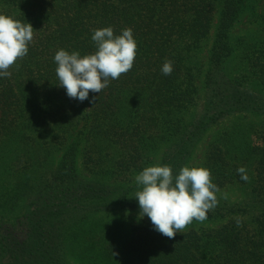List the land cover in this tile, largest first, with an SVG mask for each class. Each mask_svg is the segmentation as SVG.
Here are the masks:
<instances>
[{
	"label": "trees",
	"instance_id": "trees-1",
	"mask_svg": "<svg viewBox=\"0 0 264 264\" xmlns=\"http://www.w3.org/2000/svg\"><path fill=\"white\" fill-rule=\"evenodd\" d=\"M0 14L34 29L0 77V264H264V0H0ZM104 27L130 28L137 52L93 106L58 86L53 57L94 53ZM155 165L207 168L219 189L173 239L138 216L135 176Z\"/></svg>",
	"mask_w": 264,
	"mask_h": 264
},
{
	"label": "clouds",
	"instance_id": "clouds-1",
	"mask_svg": "<svg viewBox=\"0 0 264 264\" xmlns=\"http://www.w3.org/2000/svg\"><path fill=\"white\" fill-rule=\"evenodd\" d=\"M33 37L30 23L0 14V77L11 76L8 69L27 55ZM91 39L96 45L94 53L81 56L78 51L59 49L53 57L58 86L70 99L80 102L89 100L90 92L100 93L110 80L129 72L137 52L130 28L123 29L120 35H114L111 27L92 29ZM161 71L171 75L172 61L165 60ZM96 100L93 96L89 103L94 106ZM237 173L241 180L249 181L245 167L237 168ZM135 182L140 189L134 194L139 218L147 216L154 230L169 239L182 233L193 220L203 222L218 203L219 189L207 168L184 166L173 175L168 165L148 166L135 176Z\"/></svg>",
	"mask_w": 264,
	"mask_h": 264
},
{
	"label": "rangeland",
	"instance_id": "rangeland-1",
	"mask_svg": "<svg viewBox=\"0 0 264 264\" xmlns=\"http://www.w3.org/2000/svg\"><path fill=\"white\" fill-rule=\"evenodd\" d=\"M237 33L239 34L240 37H244L245 40L247 42L256 39L258 36V32L256 31L255 25L253 24H248V23H244V24H240L238 26L237 29ZM230 69H242L243 70V64L240 60V58H236L232 63H231V67ZM235 71V70H233ZM226 125H220V127L218 129L221 128H225ZM216 132V131H215ZM207 138L211 139L212 138V134H208ZM206 145V142L203 141V139L201 140L200 144L196 147L197 151L194 152L192 159H191V163H198L199 162V156L202 153V151L204 150ZM225 194L230 195L231 197H234L238 194L236 189H228L226 190Z\"/></svg>",
	"mask_w": 264,
	"mask_h": 264
}]
</instances>
